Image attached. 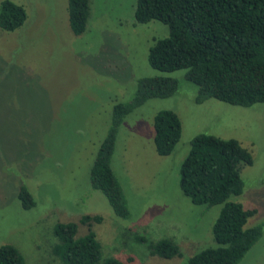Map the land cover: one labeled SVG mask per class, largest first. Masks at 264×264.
<instances>
[{"label":"rangeland","instance_id":"1","mask_svg":"<svg viewBox=\"0 0 264 264\" xmlns=\"http://www.w3.org/2000/svg\"><path fill=\"white\" fill-rule=\"evenodd\" d=\"M25 19L12 31L0 29V244H11L23 264H62L51 252L55 222H77L98 215L91 229L101 257L126 264H185L197 250L213 244L210 226L220 206L192 204L179 189L177 175L189 140L197 133L234 138L252 157L240 167L242 189L228 200L254 213L245 226L264 219V101L231 105L213 98L196 102V88L183 70L162 72L147 63L153 40L168 35L156 20L135 23V0H88L84 31L68 26L66 0H11ZM164 75L177 79L168 97L149 98L118 126L110 160L129 209L116 217L104 195L91 187L88 169L104 136L115 102L128 101L138 79ZM170 109L180 136L168 155L153 146L152 117ZM24 185L34 204L23 209L17 191ZM146 240L171 239L179 257L148 254ZM236 264H264V227Z\"/></svg>","mask_w":264,"mask_h":264},{"label":"trees","instance_id":"2","mask_svg":"<svg viewBox=\"0 0 264 264\" xmlns=\"http://www.w3.org/2000/svg\"><path fill=\"white\" fill-rule=\"evenodd\" d=\"M67 21L73 34L85 29L88 0H66ZM25 19V11L11 0H0V29L12 31ZM135 23L156 20L167 26L168 35L153 40L147 50L148 65L158 71L183 70V78L196 88L195 101L208 98L238 106L264 101V0H135ZM177 79L153 75L137 80L132 97L111 107L106 132L100 140L88 169L91 187L105 197L112 213L129 219L127 199L110 160L118 126L123 117L149 98L170 96ZM153 146L158 155H168L180 136V121L170 109H160L152 117ZM250 152L234 138L197 133L189 140L180 162L177 184L195 205H221L210 226L213 244L189 255L185 264H236L258 240L264 219L245 226L254 213L237 201L228 200L242 189L240 167L250 165ZM17 199L23 209L33 206L29 190L20 185ZM98 215L82 214L78 223L86 226L76 235L77 222L58 221L52 234L56 242L51 252L62 264H126L112 256L101 257L100 244L91 229ZM149 255L170 259L179 257L176 243L169 238L146 240ZM0 264H23L18 250L0 244Z\"/></svg>","mask_w":264,"mask_h":264}]
</instances>
